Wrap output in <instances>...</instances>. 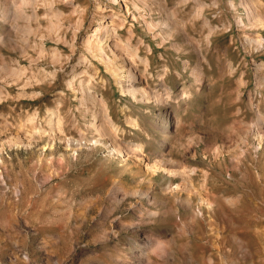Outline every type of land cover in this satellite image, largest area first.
Segmentation results:
<instances>
[{
  "label": "rangeland",
  "instance_id": "obj_1",
  "mask_svg": "<svg viewBox=\"0 0 264 264\" xmlns=\"http://www.w3.org/2000/svg\"><path fill=\"white\" fill-rule=\"evenodd\" d=\"M253 1L0 0V264H264ZM124 44L163 106L134 101L105 68L97 48ZM73 69L107 105L109 134L173 174L110 152L66 84ZM58 119L69 147L48 137Z\"/></svg>",
  "mask_w": 264,
  "mask_h": 264
},
{
  "label": "bare ground",
  "instance_id": "obj_2",
  "mask_svg": "<svg viewBox=\"0 0 264 264\" xmlns=\"http://www.w3.org/2000/svg\"><path fill=\"white\" fill-rule=\"evenodd\" d=\"M12 1H14V0H12ZM111 1L117 2L118 0H111ZM21 2H22V4H24V1H21ZM254 3L255 2L253 1V4ZM246 4H247V2H246ZM249 4H250V2H249ZM7 5L9 6V3ZM256 5H257V3H256ZM134 6H135V3H134ZM97 10H103V9H101L98 6ZM8 35H9V32L8 33L6 32L4 35V39L6 37H8ZM108 36H109V34L105 33V37H108ZM86 43L89 44V42L87 40H86ZM244 45H245V48H247L248 50L254 49V50L258 51L260 48H262L263 43L260 42V39L248 37V38H245ZM128 47L129 46L127 44H124L122 46V50L124 52L120 55L113 48L110 50L111 55H109V56H107L103 52V49L101 47L97 48V52H98V55L100 56L101 60L103 61L105 68L108 69V71L113 75L115 81L117 83H121L120 87H121V91L123 93L128 94V96H130L134 101H137L140 103L145 102V103L149 104V102H151L154 105L163 106L164 104H166V101L168 100L167 98L168 97L170 98V96L166 95L165 93H164V96H161L160 94H157L156 92L151 91L152 90L151 88H150V90L147 89L149 87L146 88L147 84L143 80L144 77H143V75H141L138 72L137 67H136V63H135V57H136L135 53L136 52L131 51L128 54L127 53ZM87 50L90 51L91 47H88ZM81 60L85 61L84 58H82ZM257 67L261 68V69L264 68V62H260L257 65ZM256 71H258V70L256 69ZM18 72L19 71H17V69H16V70H12L11 72H8V73H9V76H11V78L16 77V80H18L19 74H20ZM93 73H94V76L88 79V83L92 80V78H95V76L97 75L96 71L95 72L93 71ZM76 76L77 75H75L74 69H73L71 72V78L67 80L66 84H67L69 89L76 90V91L80 92V100H79L80 105L83 106V109L85 110V112L91 117L90 128L95 131V133L97 134V136L99 138H107L108 139L107 140L108 144H109L108 147L110 148V152L112 154H114L116 156H120V157L130 156L131 160L136 159L139 163L143 162L144 167L146 169H148L150 171V173H152V174L156 173L158 171H162V172H165L168 174H173L175 172L173 169H171L170 166H168V164H166V162H159V163L153 162V163H151L147 159L148 157H146L142 154V151H141L142 148L140 146H138V145L134 146L135 148L132 149V148L126 146L125 144H120V142L117 141L114 136L109 134V132L106 129L109 127L110 121H109L108 115H107V117H105L106 116L105 114L107 113V105L101 99H99L98 96H96L94 93H92L90 91L89 87L87 85H85L82 80L78 79V86L75 87L74 86L75 85L74 78H76ZM53 77H55V75H53ZM118 78H123V79L118 80ZM261 78L262 77L257 76L256 82L258 84L262 81ZM126 122L133 125V127L136 126V128H137V125H135L134 122L132 123L131 120L127 119ZM48 123L50 125L49 126V132L50 133L48 134V137L50 139H55V140L58 138V140H61L63 142L64 140L61 137H59V135H62L61 133L63 131L61 129V126H60V120L58 119V121L56 122V124H55L56 127H54L52 124H50V122H48ZM32 128H34V127L32 126ZM34 131L35 130L33 129V132ZM42 132L43 131H36L34 133L36 134V136L41 138ZM30 136H32V135H30ZM58 140H56V141H58ZM64 142H65V145L69 147L70 141H64ZM10 143L14 144V145H18V144H21V141H20V138L19 139L16 138V140H13V139L10 140ZM11 146L13 148V145H11ZM74 152H75V150H74ZM183 177L184 176H182V180H183ZM185 178H184V180H185ZM203 205H204V203H203Z\"/></svg>",
  "mask_w": 264,
  "mask_h": 264
}]
</instances>
